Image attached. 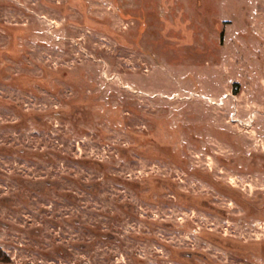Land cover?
I'll return each instance as SVG.
<instances>
[{"label": "rangeland", "instance_id": "obj_1", "mask_svg": "<svg viewBox=\"0 0 264 264\" xmlns=\"http://www.w3.org/2000/svg\"><path fill=\"white\" fill-rule=\"evenodd\" d=\"M0 264H264V0H0Z\"/></svg>", "mask_w": 264, "mask_h": 264}, {"label": "built area", "instance_id": "obj_2", "mask_svg": "<svg viewBox=\"0 0 264 264\" xmlns=\"http://www.w3.org/2000/svg\"><path fill=\"white\" fill-rule=\"evenodd\" d=\"M218 104H219V106H223V102L222 101H220Z\"/></svg>", "mask_w": 264, "mask_h": 264}]
</instances>
